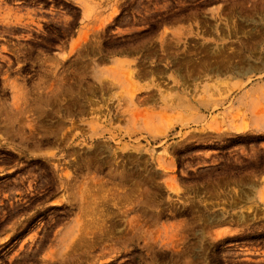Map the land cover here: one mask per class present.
<instances>
[{"label":"rangeland","instance_id":"obj_1","mask_svg":"<svg viewBox=\"0 0 264 264\" xmlns=\"http://www.w3.org/2000/svg\"><path fill=\"white\" fill-rule=\"evenodd\" d=\"M0 264H264V0H0Z\"/></svg>","mask_w":264,"mask_h":264}]
</instances>
